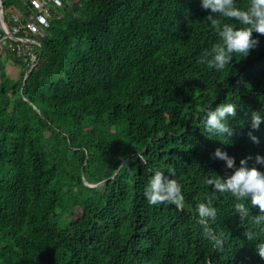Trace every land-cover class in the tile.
Instances as JSON below:
<instances>
[{
    "label": "trees",
    "instance_id": "16d2710c",
    "mask_svg": "<svg viewBox=\"0 0 264 264\" xmlns=\"http://www.w3.org/2000/svg\"><path fill=\"white\" fill-rule=\"evenodd\" d=\"M2 2L7 15L26 11ZM208 11L200 0H68L35 69L10 57L22 72L0 79V264H264L230 194L214 201L222 248L195 212L212 195L206 178L234 171L217 147L264 171V123H250L264 111V35L253 33L247 57L209 68L199 62L218 39ZM222 102L237 105L233 135L209 137L201 118ZM169 167L182 207L144 193ZM82 176L104 183L87 188Z\"/></svg>",
    "mask_w": 264,
    "mask_h": 264
},
{
    "label": "clouds",
    "instance_id": "9594fccd",
    "mask_svg": "<svg viewBox=\"0 0 264 264\" xmlns=\"http://www.w3.org/2000/svg\"><path fill=\"white\" fill-rule=\"evenodd\" d=\"M200 4L203 9L209 10L205 21L213 27L218 37L217 42L203 50L200 63L222 71L235 55L247 57L259 45V38L254 37L253 33L264 35V0H249L246 7H239L236 0H200ZM236 108L235 103L222 102L215 108L208 107L204 111L201 123L209 137L233 135L234 130L230 127L229 120L236 117ZM250 123L252 130H259L264 123V111H253ZM248 135L254 143L260 142L253 132L250 131ZM213 156L225 161L226 168L234 171L227 176L215 173L205 180L212 189V195L195 205L203 235L214 247H223L222 235L212 226L218 215L214 201L217 193L230 194L234 200L235 215H238L240 222L248 225L244 235L255 244L258 255L264 258V171L256 166H249L251 156L242 158L239 166L234 156L219 147L215 149ZM255 164L264 165V155L257 154ZM167 173L154 170L145 186V196L151 205L166 203L182 207L185 199L183 186L172 178L176 175L174 168L169 167ZM253 209L255 214L251 211ZM257 229L260 231L257 232Z\"/></svg>",
    "mask_w": 264,
    "mask_h": 264
},
{
    "label": "built area",
    "instance_id": "2783aa9c",
    "mask_svg": "<svg viewBox=\"0 0 264 264\" xmlns=\"http://www.w3.org/2000/svg\"><path fill=\"white\" fill-rule=\"evenodd\" d=\"M23 14L7 15L0 0V59L6 54L19 61L26 74L40 63L37 48L47 37L50 20L68 0H21Z\"/></svg>",
    "mask_w": 264,
    "mask_h": 264
},
{
    "label": "rangeland",
    "instance_id": "374dc122",
    "mask_svg": "<svg viewBox=\"0 0 264 264\" xmlns=\"http://www.w3.org/2000/svg\"><path fill=\"white\" fill-rule=\"evenodd\" d=\"M1 66L2 70L0 71V79L3 78V76H7L10 78L11 81L16 82L20 78V74L22 72L21 68L14 64L11 61V58L7 55H4V57L1 60ZM82 183L85 187L89 188L88 185L90 184L84 176L81 177Z\"/></svg>",
    "mask_w": 264,
    "mask_h": 264
},
{
    "label": "water",
    "instance_id": "95a60500",
    "mask_svg": "<svg viewBox=\"0 0 264 264\" xmlns=\"http://www.w3.org/2000/svg\"><path fill=\"white\" fill-rule=\"evenodd\" d=\"M29 73H30V72H29ZM29 73H28V74H29ZM28 74H27V75H28ZM103 183H104V182H101V183H98V184H94V185H93V184H92V185H88V187H89V188H95V187L100 186V185L103 184Z\"/></svg>",
    "mask_w": 264,
    "mask_h": 264
},
{
    "label": "crops",
    "instance_id": "0c3cea01",
    "mask_svg": "<svg viewBox=\"0 0 264 264\" xmlns=\"http://www.w3.org/2000/svg\"><path fill=\"white\" fill-rule=\"evenodd\" d=\"M5 55H6V54H5ZM7 56H8V55H7ZM3 57H4V56H3ZM3 57H2V58H3ZM8 57H10V56H8ZM2 58L0 59V62H1Z\"/></svg>",
    "mask_w": 264,
    "mask_h": 264
}]
</instances>
